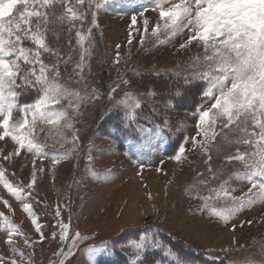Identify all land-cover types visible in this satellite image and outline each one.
Wrapping results in <instances>:
<instances>
[{
    "label": "rangeland",
    "instance_id": "374dc122",
    "mask_svg": "<svg viewBox=\"0 0 264 264\" xmlns=\"http://www.w3.org/2000/svg\"><path fill=\"white\" fill-rule=\"evenodd\" d=\"M144 6L148 10L140 15ZM154 7V0H114L107 10H99L93 54L85 68L88 91L95 89L98 95L75 117L72 129H61V135L56 126L39 120L33 127L31 113L13 112L10 126L27 120L25 135L42 146V153L20 149L5 137L0 140V172L12 187L22 189L19 194L31 204L42 235L0 180V257L6 262L19 261L20 256H14L7 243L5 218L20 230L13 244L30 258L25 264H131L133 245L145 238L156 245L144 253L145 264H264V202L257 201L225 222L215 213L223 211L226 202L206 204L202 199L209 188L244 170L238 162L225 160L239 146L218 140L209 162L194 144L203 139L197 135L195 113L207 82L193 81L183 96L174 92L185 77L205 70V52L196 42L180 48L187 31L170 40L163 32L159 40L152 35L155 25L162 23ZM60 35L66 52L70 37L63 31ZM72 67L64 74H71ZM75 79L69 83L80 88ZM126 93L141 102L130 126L124 120L125 108L116 103ZM36 95L23 96L20 103H31ZM74 131L79 137L75 148L65 142ZM157 132L164 139L148 143L149 134L155 137ZM180 146L185 151L177 161ZM53 152L69 156L54 164ZM209 166L213 174L222 170V175L209 179ZM34 173L35 184L29 187ZM231 187L239 197L249 185L233 179ZM63 225H68L66 239ZM77 232L85 239L72 249ZM92 247L108 252L90 260Z\"/></svg>",
    "mask_w": 264,
    "mask_h": 264
},
{
    "label": "snow or ice",
    "instance_id": "6c2138e0",
    "mask_svg": "<svg viewBox=\"0 0 264 264\" xmlns=\"http://www.w3.org/2000/svg\"><path fill=\"white\" fill-rule=\"evenodd\" d=\"M113 2L0 0V129L3 130L0 140L10 136L20 149L42 153V146L25 135L27 120L10 126L14 111L31 113L33 127L37 120L43 121L56 126L61 135V129L73 128L75 117L82 114V108L98 95L95 89L88 91L85 68L89 66L93 54V29L99 27L97 13L101 8L107 10ZM154 3L153 10L158 11L162 23L155 25L152 35L159 40V34L163 32L170 40L187 31L188 38L180 48L196 42L205 52V70L185 77L184 85L174 92V96H183L193 81L207 82L208 87L201 93L200 110L195 113L198 116L197 135L203 139L194 141V144L202 148L209 162L213 149L218 150V140L239 146L234 153L227 154L225 160L228 163L238 162L244 170L236 171L219 186L209 188L208 195L202 198L206 204L223 199L225 209L215 214L227 222L240 210L257 201L264 202V0H154ZM147 10V6L142 7L140 15ZM85 22H88L87 28L84 27ZM135 23L136 16L133 15L132 24ZM144 30L148 31L147 20ZM61 31L70 37L65 42L66 52L62 46ZM143 42L141 39L142 45ZM70 64L73 65L71 74L65 75ZM73 76L80 88H74L69 83ZM115 91L113 88L112 92ZM30 93H36V98L31 103H20V98ZM109 99L114 97L110 94ZM116 103L125 108L124 120L130 126L136 119V110L141 108L140 100L126 93ZM57 105L60 107L57 108ZM78 139L74 131L71 141L65 139V142L72 143L75 148ZM153 139L163 140L164 137L160 132L155 137L149 134L148 143ZM184 151L183 146L178 148L180 155L175 157L177 161ZM68 156V152L51 154L54 164ZM207 173L211 174L209 179L216 180L222 175V170L213 174L209 166ZM233 179L249 185L239 197L232 194L236 191L231 187ZM0 180L21 201L23 211L32 218L36 231L42 235L31 204L22 200L19 194L22 189L12 187L4 180L3 172H0ZM35 181L34 173L29 187ZM5 223L8 225L7 243L14 256L19 254L20 260L14 258L6 262L0 257V264H25L30 258L13 244L14 236L20 230L6 218ZM67 228L68 225H63L65 239ZM83 239L85 237L79 232L75 233V238L71 240L72 249ZM155 246L154 241L149 242L146 238L137 242L133 245L135 258L131 264H145L144 253ZM107 252V249L92 247L88 250L89 259Z\"/></svg>",
    "mask_w": 264,
    "mask_h": 264
},
{
    "label": "trees",
    "instance_id": "16d2710c",
    "mask_svg": "<svg viewBox=\"0 0 264 264\" xmlns=\"http://www.w3.org/2000/svg\"><path fill=\"white\" fill-rule=\"evenodd\" d=\"M25 97H26V96H25ZM25 97H24V98H25ZM24 98H23V99H24ZM23 102H24V101H23ZM24 103H26V102H24Z\"/></svg>",
    "mask_w": 264,
    "mask_h": 264
}]
</instances>
